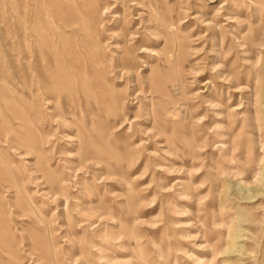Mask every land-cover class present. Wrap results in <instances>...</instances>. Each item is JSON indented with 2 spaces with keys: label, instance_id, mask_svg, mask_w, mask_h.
I'll return each instance as SVG.
<instances>
[{
  "label": "rangeland",
  "instance_id": "374dc122",
  "mask_svg": "<svg viewBox=\"0 0 264 264\" xmlns=\"http://www.w3.org/2000/svg\"><path fill=\"white\" fill-rule=\"evenodd\" d=\"M133 1L0 0V264H264V0Z\"/></svg>",
  "mask_w": 264,
  "mask_h": 264
},
{
  "label": "bare ground",
  "instance_id": "6f19581e",
  "mask_svg": "<svg viewBox=\"0 0 264 264\" xmlns=\"http://www.w3.org/2000/svg\"><path fill=\"white\" fill-rule=\"evenodd\" d=\"M86 1H87V0H86ZM130 4H131V5H138L136 8L141 7L140 4H138V2L133 1V0H131ZM84 7H85V6H84ZM93 7H94V6H93ZM80 8L83 9V6L80 7ZM83 10H84V9H83ZM157 11L159 12L158 8H157ZM85 12H86V11H85ZM155 19H156V22H161V21H162V14H161V15H159V13L156 14ZM157 27H158V26H157ZM152 54H155V53H152ZM188 114H189V113H187V116H188ZM184 117H186V116H184ZM256 193H259V192L256 191ZM260 193H261V192H260ZM58 196H59V195H58ZM64 199L66 200V197H65ZM54 200H55V207H57L58 204H59V202L61 201V196H60V197H55ZM217 248H218V247H215V250H216V251H217ZM216 251H213L214 254H215ZM219 256H220V255H219ZM219 256H218V258H219ZM218 258H217V259H218Z\"/></svg>",
  "mask_w": 264,
  "mask_h": 264
}]
</instances>
